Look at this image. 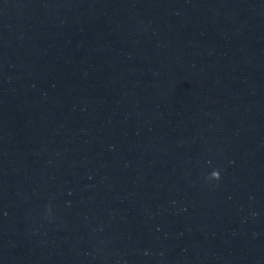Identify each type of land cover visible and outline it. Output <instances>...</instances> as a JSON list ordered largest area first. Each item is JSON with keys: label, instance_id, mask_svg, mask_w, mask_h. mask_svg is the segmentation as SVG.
Wrapping results in <instances>:
<instances>
[{"label": "clouds", "instance_id": "obj_1", "mask_svg": "<svg viewBox=\"0 0 264 264\" xmlns=\"http://www.w3.org/2000/svg\"><path fill=\"white\" fill-rule=\"evenodd\" d=\"M209 179L219 180L220 179V172L218 170H214L211 172Z\"/></svg>", "mask_w": 264, "mask_h": 264}]
</instances>
